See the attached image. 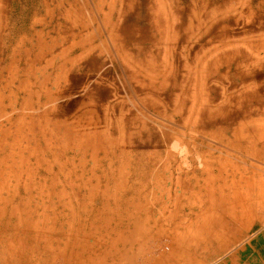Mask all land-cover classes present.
<instances>
[{
  "label": "rangeland",
  "instance_id": "rangeland-1",
  "mask_svg": "<svg viewBox=\"0 0 264 264\" xmlns=\"http://www.w3.org/2000/svg\"><path fill=\"white\" fill-rule=\"evenodd\" d=\"M149 5L0 0V253L37 234V264H213L264 235L260 214L203 256L206 243L180 232L182 180L201 178L199 153L229 152L212 134L214 81L252 64L243 46L209 61L213 33L196 38L182 16L151 23ZM235 23L229 42L241 41Z\"/></svg>",
  "mask_w": 264,
  "mask_h": 264
},
{
  "label": "crops",
  "instance_id": "crops-1",
  "mask_svg": "<svg viewBox=\"0 0 264 264\" xmlns=\"http://www.w3.org/2000/svg\"><path fill=\"white\" fill-rule=\"evenodd\" d=\"M156 2L157 8L149 5L147 9L151 23H154V15L160 25L162 22L170 24L171 16H182L185 31L191 32L196 38L205 32L213 33L207 55L209 61L214 56L235 57V54L240 53H236L235 48L240 50L243 46L246 62L252 64L251 68L244 67V61L237 67L231 65L226 75L214 81L215 89L224 95V102L220 98L215 107L209 106L213 110L210 118L214 128L212 134L218 142L225 144L229 152L219 155L199 153L203 160L201 178L196 177L193 185L190 178L183 179L180 189L189 194L178 195L173 202L174 210H177H173L172 214L178 215L183 227L180 232H183L184 237L191 238L195 243H206L204 247L199 245L198 254H218V247H214L211 240L220 242L219 249L231 247L238 235L247 228L251 218L264 215V0ZM181 2L186 7H181ZM233 20L243 33L239 36L240 42L233 38L229 42L227 39ZM219 33L222 34L218 36ZM222 47L226 50L217 52ZM151 54L152 49L148 56ZM206 58V55L204 58L201 55L198 57L201 60ZM151 59L152 56L148 59L149 63ZM238 80L240 83H237ZM239 152L248 155L254 162L257 160V163L249 166L237 162L233 157ZM168 206L171 205H167L169 211ZM191 206H197L198 211ZM240 215L243 225L238 227ZM133 216L137 218L134 213ZM260 234L213 264H264V235L260 237ZM35 235L31 237L33 243L30 248L25 249L23 245L20 252H13L6 243V249L0 253V264H37L35 242L38 235ZM24 255L27 258L24 259ZM9 257H16V262L11 263Z\"/></svg>",
  "mask_w": 264,
  "mask_h": 264
},
{
  "label": "bare ground",
  "instance_id": "bare-ground-1",
  "mask_svg": "<svg viewBox=\"0 0 264 264\" xmlns=\"http://www.w3.org/2000/svg\"><path fill=\"white\" fill-rule=\"evenodd\" d=\"M20 259V258H19Z\"/></svg>",
  "mask_w": 264,
  "mask_h": 264
}]
</instances>
